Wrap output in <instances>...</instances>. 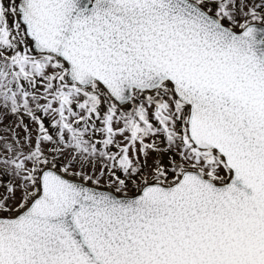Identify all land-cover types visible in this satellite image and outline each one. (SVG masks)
<instances>
[{
  "label": "snow or ice",
  "instance_id": "snow-or-ice-1",
  "mask_svg": "<svg viewBox=\"0 0 264 264\" xmlns=\"http://www.w3.org/2000/svg\"><path fill=\"white\" fill-rule=\"evenodd\" d=\"M0 264H264V0H0Z\"/></svg>",
  "mask_w": 264,
  "mask_h": 264
}]
</instances>
